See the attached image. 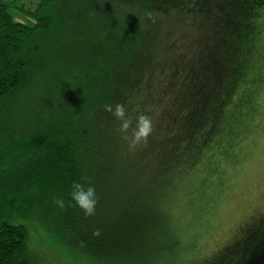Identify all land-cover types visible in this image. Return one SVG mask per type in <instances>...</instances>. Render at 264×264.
Here are the masks:
<instances>
[{
    "label": "trees",
    "instance_id": "1",
    "mask_svg": "<svg viewBox=\"0 0 264 264\" xmlns=\"http://www.w3.org/2000/svg\"><path fill=\"white\" fill-rule=\"evenodd\" d=\"M17 2L0 0V264H184L178 210L224 184L258 112L264 0ZM85 180L88 217L69 196ZM234 236L191 264H264V212Z\"/></svg>",
    "mask_w": 264,
    "mask_h": 264
},
{
    "label": "rangeland",
    "instance_id": "2",
    "mask_svg": "<svg viewBox=\"0 0 264 264\" xmlns=\"http://www.w3.org/2000/svg\"><path fill=\"white\" fill-rule=\"evenodd\" d=\"M40 1L18 0L17 3L34 9ZM12 14L16 19L20 16L14 10ZM261 93L258 112L249 124L250 134L235 152L240 164L226 165L225 160H217L225 174L224 184L221 185L219 180L214 186L211 185V196L206 195L208 199L193 215L189 213L183 216L178 210L179 238L194 244V247L190 244L193 252L185 251L181 256L180 261L184 264L200 263L211 256L228 239L235 237L234 233L243 220L254 213L264 212V90ZM48 256L44 264H62L60 258L68 257L64 252L57 251H51ZM69 256L73 257L70 253Z\"/></svg>",
    "mask_w": 264,
    "mask_h": 264
},
{
    "label": "clouds",
    "instance_id": "3",
    "mask_svg": "<svg viewBox=\"0 0 264 264\" xmlns=\"http://www.w3.org/2000/svg\"><path fill=\"white\" fill-rule=\"evenodd\" d=\"M105 110L110 112L115 119L119 122L120 131L125 133L124 139H129L126 134L131 126L132 121L127 117L125 106L122 104H116L115 107L111 104L104 105ZM151 121L148 116L140 115L136 120V126L132 130L131 144L136 143L146 139L150 134ZM69 196L74 205L80 208L86 217L95 215L96 207L98 204V193L96 191L95 185L87 182L73 181ZM54 203L63 208L65 201L63 198H56ZM98 234V232L96 233Z\"/></svg>",
    "mask_w": 264,
    "mask_h": 264
}]
</instances>
